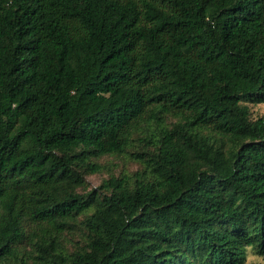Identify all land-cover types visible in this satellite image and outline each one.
Segmentation results:
<instances>
[{
    "label": "trees",
    "instance_id": "1",
    "mask_svg": "<svg viewBox=\"0 0 264 264\" xmlns=\"http://www.w3.org/2000/svg\"><path fill=\"white\" fill-rule=\"evenodd\" d=\"M246 103H264V0H0V264L264 257ZM107 155L140 168L85 189Z\"/></svg>",
    "mask_w": 264,
    "mask_h": 264
},
{
    "label": "rangeland",
    "instance_id": "2",
    "mask_svg": "<svg viewBox=\"0 0 264 264\" xmlns=\"http://www.w3.org/2000/svg\"><path fill=\"white\" fill-rule=\"evenodd\" d=\"M249 117L251 119H255L261 116H264V103L262 104H252L246 103ZM175 118L170 117L167 121L172 122ZM139 145H142L140 143ZM140 149V148H138ZM99 165V169L97 172L88 173L85 175V189L90 190L92 188H97L100 183L107 179L111 174L118 176L120 173H133L134 171L140 168V164L132 159H128L126 156H102L95 161ZM80 188L79 190H81ZM82 216H79L77 220L74 222V227L71 232H65L63 234V245L65 249L68 251H72L75 247L82 245L81 235L79 232V220ZM70 230V229H69ZM253 253L257 254L253 248H245V264H246V257L252 255ZM258 255V254H257ZM261 258H264L261 255H258Z\"/></svg>",
    "mask_w": 264,
    "mask_h": 264
},
{
    "label": "clouds",
    "instance_id": "3",
    "mask_svg": "<svg viewBox=\"0 0 264 264\" xmlns=\"http://www.w3.org/2000/svg\"><path fill=\"white\" fill-rule=\"evenodd\" d=\"M248 248H251L252 246H247ZM246 264H264V258H261L257 254L253 253L250 256L246 257Z\"/></svg>",
    "mask_w": 264,
    "mask_h": 264
}]
</instances>
